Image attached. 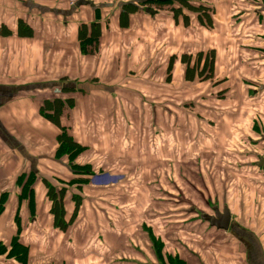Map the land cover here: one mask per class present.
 <instances>
[{"label":"crops","instance_id":"crops-1","mask_svg":"<svg viewBox=\"0 0 264 264\" xmlns=\"http://www.w3.org/2000/svg\"><path fill=\"white\" fill-rule=\"evenodd\" d=\"M136 2L0 0V264H165L163 242L141 219L151 196L146 198L145 191L139 196L138 180L155 181L163 162L175 172L198 168L203 164L192 158L206 156L209 148L217 160L225 144L239 150L242 141L264 138V0H201L212 8L208 29L196 16L184 27L167 10L145 9L129 15L127 27H121V7ZM19 21L31 36L18 35ZM93 23L100 25L98 50L83 56L78 28ZM211 51V78L202 72L203 56L188 81L185 75L193 70L195 55ZM183 55L189 63L181 62ZM200 73L203 79H198ZM54 98L74 102L61 117L67 133L84 148L72 163L66 156L55 158L60 131L39 115L43 103ZM142 103L154 104L155 110H145ZM164 124L170 126L164 134L167 144L185 151L177 154L165 147L163 156ZM223 159L221 155L217 163ZM70 164L110 172L111 183H92L73 174ZM151 166L153 175L145 178L142 167ZM248 166L237 165L233 176L239 202L223 209L229 211L232 230H217L203 220L209 215L201 210L209 190L205 201L202 190H194L197 206L191 200L187 207L163 197L164 185L150 186L152 214L170 219L169 234L192 237L188 250L169 255L171 264H264V206L259 203L264 202V180L256 174L244 176L248 181L241 177ZM30 174L34 202L20 206L18 182ZM225 175L218 176L220 181ZM189 176L179 180L174 174L171 189L186 193L175 182L187 184ZM119 177L126 186L112 187L122 182ZM196 177L203 181L200 174ZM42 179L66 188V219L74 209L73 195L81 199L76 219L64 232L53 225ZM82 180L87 184L78 183ZM253 182V191L244 190L243 184ZM135 195L137 209L129 202ZM166 198L173 208L163 205ZM176 210L193 218L176 219ZM13 240L26 248L23 261L7 255Z\"/></svg>","mask_w":264,"mask_h":264},{"label":"rangeland","instance_id":"rangeland-1","mask_svg":"<svg viewBox=\"0 0 264 264\" xmlns=\"http://www.w3.org/2000/svg\"><path fill=\"white\" fill-rule=\"evenodd\" d=\"M141 107H143L145 110H155V105L153 104L151 107L149 105H146L145 103L141 104ZM72 109V108H71ZM70 110V109H69ZM181 111L183 110L182 108L180 109ZM68 114V113H67ZM64 114H62L61 117H63ZM69 129L66 128V131H68ZM168 132L170 133V126L169 125H163L162 131H161V148L163 149V156L166 155V151H164V148L166 147V150L171 151L172 153H181L184 150V148L182 146H180V148H175L173 146H169L167 144V142L164 140V134ZM264 137V134L262 135ZM242 141L241 149L239 150H234V148L232 147L231 143H228L227 145L225 144L221 149L222 152L219 153V155H224L223 161L222 163H217L219 162V157L215 158V152L211 151V148H209L205 155L206 156H195L192 158V161H200L203 165L199 166L197 168L196 165L191 166L189 168H186L184 170H179L178 172H175L174 167L172 166H166L163 165L162 167L159 169L158 171V175L156 176V180L152 181L150 183L148 182H144L142 181L143 179H141V172H140V176H138L140 179L138 180L139 183V187H135V188H139L141 194L139 196H144V191H145V197L147 198L148 195L151 196V198L148 200L147 198V206L145 208L146 213L148 212V214L145 216H142V222L146 225H151L150 227L153 229L154 234L156 235V237H158V240L163 242V254L164 255H168L165 264H171L172 258H169V255H172L171 253H176L177 250L179 249H184V250H188L187 248L189 247L188 242L191 243V236L188 235H184V234H180L178 233L177 235H172L169 234L171 231L168 232V227H169V218H162L160 216H154L152 214L153 210V206H154V200L155 197L153 195V192L149 191L150 190V186L151 188L155 187V186H159V185H164L163 188L165 189V191L161 194L163 197H172L173 202L176 203L177 205H186L187 207H192L191 206V200L192 203L194 204V207L197 206V202L194 203L195 198L193 196H191L192 192L194 190H202L203 192V197H204V201L205 196H208L209 198V193L208 190L210 192V198L208 201H205L203 205H201V210H204L205 213H208L209 215H213V209L217 208L219 211H222L224 208L231 210L234 208V205L239 202V199L235 198V193H234V181H233V176L237 174V165L241 166L242 164H250V166H248L247 168H244V170H242L241 173V177H243L245 180L248 181L249 177H244L248 174L250 175H257L258 179L260 180H264V163L258 168V171H256V164H261L260 159L262 158L264 160V138H260V141L254 142V141ZM257 143V144H255ZM89 155V153H88ZM239 157H242L241 159ZM216 161V164H214V161ZM100 160V158L98 159ZM148 161L152 162V159H147L145 160V162L149 163ZM221 161V160H220ZM219 165V166H217ZM94 170V169H93ZM142 170H146L147 173L145 175V178H147L148 176H152L153 175V167H142ZM110 171V170H109ZM223 171H225L226 175H225V181H220L219 179V175L221 176ZM189 173V183H184L181 184L180 181L175 182L176 185L179 187V185H181V187H185L186 193L184 191H174L173 189H171V183L172 180L174 179V174L177 176V178L180 180V176L185 177L187 174ZM194 174V178L191 177V175ZM200 174L203 178L202 182H198L197 179V175ZM109 175V176H113V174H111L110 172H103L100 170H94V174L93 175H82L84 177H89V179H91L92 183H98L100 180L104 179V176ZM209 175H210V179L211 181H209ZM162 177V183L159 182V179ZM215 178V181H214ZM119 179L122 180L118 181V183L114 184L112 187H117V186H126L125 182H123V178L119 177ZM118 179V180H119ZM154 179V178H153ZM22 180L24 181V177H22ZM196 181V182H195ZM220 181V182H219ZM83 184H87V183H83ZM34 185V184H33ZM31 185L30 188H33L34 186ZM61 186V185H60ZM221 186H224L226 189V192L224 194L223 188H221ZM244 186V190L245 187L248 186V190L249 191H253L255 189V182L253 183H246L243 184ZM174 187V186H173ZM17 188L19 189L18 193H17V197L18 195L21 193V190L19 188V186H17ZM119 188V187H118ZM213 188H216L215 190ZM115 188L109 189V190H114ZM201 192V193H202ZM177 193V194H175ZM237 194V193H236ZM216 195V196H215ZM222 196H225L224 199H221ZM261 196L262 199L264 201V189L261 190ZM95 199L90 200L94 201ZM163 203L165 201V204L163 205H168L169 208H173L174 204H169V199H162ZM102 203H105V201H101ZM130 203H134V207H136L137 209V195L132 196L130 201ZM264 206V202H259ZM23 202L21 203L20 206H23ZM90 207H92L90 205ZM94 208V207H92ZM117 210H121V208H117ZM203 213V212H202ZM201 212H198V214H202ZM176 219H181V218H185L186 215L187 217H190L188 214H185V211L183 212V210H176ZM192 216V215H191ZM193 218V216H192ZM233 229V221L231 224ZM241 228H239L240 230ZM230 230V229H229ZM241 231V230H240ZM230 232V231H229ZM205 235H209L210 234V230L206 229V231L204 232ZM136 238V237H135ZM221 238H223V235H221ZM137 239V238H136ZM201 240V239H200ZM211 240V239H210ZM198 244L201 246V242L198 241ZM1 246L0 245V251H1ZM188 246V247H187ZM189 253L192 254V252L189 251ZM169 258V259H168Z\"/></svg>","mask_w":264,"mask_h":264},{"label":"trees","instance_id":"trees-1","mask_svg":"<svg viewBox=\"0 0 264 264\" xmlns=\"http://www.w3.org/2000/svg\"><path fill=\"white\" fill-rule=\"evenodd\" d=\"M139 9L145 10H155L162 11L167 10L172 13V16L175 20L178 17L181 18L183 26L186 27L189 25L190 17L196 16L197 23L204 28L212 27V8L205 6L201 3V0H137L134 4H125L121 7L119 13V22L121 27H127L128 25V17L129 15L136 13ZM22 22H18L17 32L20 37H29L32 35L31 32H27L28 30L22 26ZM100 25L93 23L89 26L82 24L78 28L77 39L79 44V52L83 56L93 55L97 52L100 40ZM204 56V64L202 68L203 74L206 73V78H211L212 75V65L214 54L211 51L210 53H206L205 55L197 54L194 57V68L193 70L187 69L185 78L188 81L193 79V73L195 71L196 66L201 61ZM188 59V60H186ZM181 62L189 63L190 57L183 55L180 58ZM198 76V79H203L205 75ZM68 91V90H67ZM74 105L73 100L70 99H61L54 98L53 100H47L43 103L41 108L39 109V115L54 125L57 129H59V134L57 135L56 141L58 147L55 151V158L60 159L63 156H66L72 161V158L75 155L80 154L84 148L75 142L73 138L67 133L66 128L61 123V116L65 109H71ZM72 163V162H71ZM70 169L75 175H93V169L90 165H76L70 164ZM34 176L32 174L28 175L24 181L19 180L18 184L21 185L22 190L18 195V202L21 203L23 201H27L29 203V207H32L34 202V194L31 185L34 183ZM78 183L83 184L87 183V181H79ZM42 184L46 188V198L50 203L49 214L52 217L53 225L59 231H66L67 228L73 223L76 219L78 212L81 207V199L79 195H73L72 201L74 203V209L71 216L66 219L65 217V209L63 205V198L65 195L66 188L63 184L60 187H56L51 185L48 181L42 179ZM75 184H77L75 182ZM17 210H19L17 208ZM4 249L1 246V251ZM0 251V252H1ZM26 248L20 245L17 240H13L10 246V250L7 255L10 257H15L19 261H23L24 256L26 255Z\"/></svg>","mask_w":264,"mask_h":264},{"label":"water","instance_id":"water-1","mask_svg":"<svg viewBox=\"0 0 264 264\" xmlns=\"http://www.w3.org/2000/svg\"><path fill=\"white\" fill-rule=\"evenodd\" d=\"M203 220L207 221L210 227H214L217 230L227 231L230 226V214L228 210H223L222 212L215 210L213 216H205Z\"/></svg>","mask_w":264,"mask_h":264},{"label":"bare ground","instance_id":"bare-ground-1","mask_svg":"<svg viewBox=\"0 0 264 264\" xmlns=\"http://www.w3.org/2000/svg\"><path fill=\"white\" fill-rule=\"evenodd\" d=\"M184 161H185V159H184Z\"/></svg>","mask_w":264,"mask_h":264}]
</instances>
